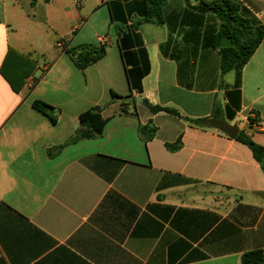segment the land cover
Returning <instances> with one entry per match:
<instances>
[{"label": "crops", "instance_id": "obj_1", "mask_svg": "<svg viewBox=\"0 0 264 264\" xmlns=\"http://www.w3.org/2000/svg\"><path fill=\"white\" fill-rule=\"evenodd\" d=\"M138 1L0 0V264H241L255 249L264 259L260 165L189 120L216 114L264 146V126L250 124H264V36L235 87L236 71H220L217 11L168 0L161 23L145 22ZM236 1L264 25V0ZM100 45L82 69L68 52ZM95 106L101 136L66 142Z\"/></svg>", "mask_w": 264, "mask_h": 264}, {"label": "trees", "instance_id": "obj_2", "mask_svg": "<svg viewBox=\"0 0 264 264\" xmlns=\"http://www.w3.org/2000/svg\"><path fill=\"white\" fill-rule=\"evenodd\" d=\"M45 2L49 0H43ZM168 0H139L135 4V10L139 11L142 15V20L145 22L161 23L162 10ZM207 4V6L217 11V16L220 19V26L218 30L216 46L219 49L220 56V71L225 73L231 69L236 71V79L234 86L239 85L240 70L245 62L255 51L258 44L261 42L264 36V25L256 21L252 16L247 14L246 9L238 3L236 0H200ZM36 0H30L31 4H34ZM111 7L110 5V9ZM229 37L232 45L230 47H220L219 43L221 38ZM78 53H75V49H71L68 52L71 54V58L74 64L82 69L90 62H93L100 58L105 50L102 45L98 47L81 48ZM74 55V56H73ZM134 69H128L126 71L129 79ZM143 73H140L141 76ZM138 91L141 90L140 83L138 81L136 87ZM112 97H121L116 93L111 92ZM145 104L149 110L153 113L167 112L180 116V114L173 108L163 107L160 105H152L145 101ZM32 107L42 114L46 115L52 124L56 123V117L54 115V108L42 100H33ZM212 117H218L213 114ZM193 124L207 127L203 124L204 119H189ZM80 126L79 128L68 138L66 142H75L83 138H97L100 137L103 130V119L99 111L88 109L79 115ZM156 127L147 122L144 125H139L138 134L144 141L150 140L155 133ZM235 139L249 147L254 159L260 165L262 172L264 173V146L259 145L252 141L243 131H239ZM180 146V137L172 144H166L168 150L174 151ZM58 146V148H60ZM54 152L48 150V155H53ZM263 252L260 249L250 250L244 252L241 255V264H263Z\"/></svg>", "mask_w": 264, "mask_h": 264}, {"label": "water", "instance_id": "obj_3", "mask_svg": "<svg viewBox=\"0 0 264 264\" xmlns=\"http://www.w3.org/2000/svg\"><path fill=\"white\" fill-rule=\"evenodd\" d=\"M232 45L231 39L229 37H223L220 40V47H230ZM94 111H99L98 106L93 108ZM203 124L207 127L217 129L223 133H225L230 138H235L239 133V127L236 124L228 123L224 119H215V118H207L204 119Z\"/></svg>", "mask_w": 264, "mask_h": 264}, {"label": "built area", "instance_id": "obj_4", "mask_svg": "<svg viewBox=\"0 0 264 264\" xmlns=\"http://www.w3.org/2000/svg\"><path fill=\"white\" fill-rule=\"evenodd\" d=\"M100 41H105V38H101ZM250 124L255 128V129H261L264 124L260 122L259 120L256 119L255 115H250Z\"/></svg>", "mask_w": 264, "mask_h": 264}, {"label": "rangeland", "instance_id": "obj_5", "mask_svg": "<svg viewBox=\"0 0 264 264\" xmlns=\"http://www.w3.org/2000/svg\"><path fill=\"white\" fill-rule=\"evenodd\" d=\"M207 185H195L193 187H190V189H188L189 191L195 192V193H204L206 190ZM217 196V193H215Z\"/></svg>", "mask_w": 264, "mask_h": 264}]
</instances>
